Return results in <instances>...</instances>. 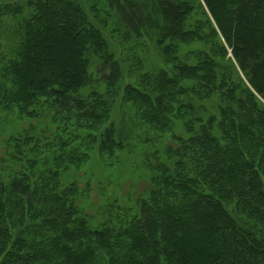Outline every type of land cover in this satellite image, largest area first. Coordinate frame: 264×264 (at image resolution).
Instances as JSON below:
<instances>
[{
  "label": "trees",
  "instance_id": "trees-1",
  "mask_svg": "<svg viewBox=\"0 0 264 264\" xmlns=\"http://www.w3.org/2000/svg\"><path fill=\"white\" fill-rule=\"evenodd\" d=\"M27 7L0 49V112L51 131L6 140L21 168L0 180V264H264V0ZM21 12L0 5V20ZM147 44L169 67L123 83ZM117 100L157 160L135 199L114 197L92 224L67 176L124 148Z\"/></svg>",
  "mask_w": 264,
  "mask_h": 264
},
{
  "label": "rangeland",
  "instance_id": "rangeland-1",
  "mask_svg": "<svg viewBox=\"0 0 264 264\" xmlns=\"http://www.w3.org/2000/svg\"><path fill=\"white\" fill-rule=\"evenodd\" d=\"M31 0H0V5L17 3L22 7V12L16 18L3 17L0 20V49L10 52L15 44L17 33L15 29L18 24L28 18L30 10L27 7ZM86 13H89L88 6L96 0H77ZM113 41H115L113 39ZM119 56L118 48L112 46ZM141 53V54H140ZM140 54L141 66H136L139 70L132 68L126 71V66H120L123 74V83H134L133 73L155 72L158 69L169 67L165 63L162 65L160 54L153 45H148ZM229 55V54H228ZM165 65V66H164ZM90 71H95L92 66ZM193 102V100H190ZM111 120L120 134L121 140L125 142L122 150L116 153V159L105 162L106 156L91 154L87 164L78 171H72L67 176L69 181L76 182L78 187L85 188L86 192L79 200L84 206V211L90 217L92 224L99 222V209L101 205L110 201L114 197L121 195H132L134 199L147 186L145 176L146 163H154V156L151 155L150 146L143 143L144 130L136 126L137 119L135 111L126 104L116 101L111 112ZM51 127L46 118L20 117L15 112H0V180L6 181L10 172H17L21 168L20 162H13L11 154L15 152L13 143L6 140L18 135H34V137H48ZM104 159V161H103ZM82 202V203H81Z\"/></svg>",
  "mask_w": 264,
  "mask_h": 264
}]
</instances>
